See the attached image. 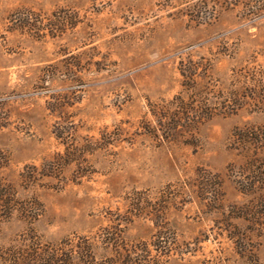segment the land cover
Returning <instances> with one entry per match:
<instances>
[{"label": "rangeland", "instance_id": "1", "mask_svg": "<svg viewBox=\"0 0 264 264\" xmlns=\"http://www.w3.org/2000/svg\"><path fill=\"white\" fill-rule=\"evenodd\" d=\"M28 14L32 25H22ZM189 61L213 102L217 90L238 88L235 71L264 69V0H0V184L10 200L0 201V264H42L35 249L81 236L98 256L103 228L132 244L152 239L154 220L175 248L157 264H247L231 236L264 261V189L239 192L236 179L246 174L231 144L235 127L264 126V109L215 115L183 142L146 131L151 105L182 93L179 67ZM65 67L77 82L65 81ZM51 70L55 78L44 77ZM56 95L62 102L50 114ZM56 115L78 125L81 166L28 186L26 166L64 152L52 133ZM200 169L220 184L203 201ZM233 204L252 208L232 218L241 215ZM31 206L40 209L32 223L21 218Z\"/></svg>", "mask_w": 264, "mask_h": 264}, {"label": "trees", "instance_id": "2", "mask_svg": "<svg viewBox=\"0 0 264 264\" xmlns=\"http://www.w3.org/2000/svg\"><path fill=\"white\" fill-rule=\"evenodd\" d=\"M20 21L22 25H32L29 23L31 21L30 14L22 17ZM60 23L62 24V21ZM38 24H40V20H38ZM35 32L38 37L43 36V33H40V28H37ZM72 57L70 56L69 58L71 59ZM69 65L75 66L74 63H69ZM196 67V63L191 64V61H189V65L180 63L182 93L174 95L170 100L151 105L150 113L154 118V124L151 122L147 123L146 131L148 134L160 141L183 142L186 139L181 140V138L184 136L185 138H192L196 132V126L215 115H233L245 106L250 107L251 105L255 110L264 109V69L255 72L252 76L249 74L247 67H244L243 71H235L233 77L238 88L232 90L231 88L224 87L219 91L217 90L220 93L217 100L213 102L209 97L201 96L200 83L201 79L203 80L205 76L197 74ZM64 70L66 72L64 73L65 81L70 80L75 83L80 78L72 67H65ZM44 77L54 79V71H48ZM204 89H206L204 91L205 94L211 92L208 87L204 86ZM51 98L52 100L47 102L46 108L50 111V114H53L54 110L61 105L62 100L59 95L51 96ZM55 118L56 120L52 124V133L64 146V152L56 153L51 159L43 162L40 167L36 165L26 166V169L22 171L21 179L28 186L39 184L38 182L41 178L57 177L62 168L71 163L81 166L80 151L83 152L87 149H85V144L79 143L73 137L76 134L75 127H78V125L73 120H69L68 117L56 115ZM186 132L187 136L184 135ZM109 140L103 139L105 143H110ZM231 144L242 159L239 168L245 171L243 174H246L236 179L239 192L244 195L261 193L264 189V126L235 127L231 133ZM231 166L233 167V165ZM231 166H229V169ZM195 175L196 179L201 182V186L196 191L200 200H205L208 192L216 193L220 189L219 181H217L218 176L204 169L197 170ZM208 181L212 186V189L209 187L210 190L207 187ZM3 188V184H0L1 206L6 207L10 205V200L6 198L5 189ZM251 208L252 205L249 207L233 204L230 206V209L234 210L231 211L239 212L241 215L237 214L231 217H243L245 212L242 213L241 210ZM39 210L35 206H31V209L25 210V212L27 211L31 215H23L20 212L22 214L21 218L23 220L28 218V220H31L30 223H32L38 218ZM4 211L8 214L6 217L9 218L10 209H4ZM154 223L155 232L150 241H140L132 244L123 243L122 238L112 230V226L103 228L102 232L98 235L103 244L102 251L98 256L95 241L91 243L89 238L83 236L77 237V239L62 241L55 248L41 251L35 249L34 256H36L37 262L40 256L44 257V263L42 264H157L162 255H169L175 251V248L172 247V243L165 244L164 241H161L163 239L164 227L157 220H154ZM115 228H118L117 230L120 231L119 227ZM231 237L237 238L236 242L240 247L241 253L247 254V264H264V261L258 259L248 249L249 242L246 239L238 236ZM98 241L96 240V242Z\"/></svg>", "mask_w": 264, "mask_h": 264}]
</instances>
